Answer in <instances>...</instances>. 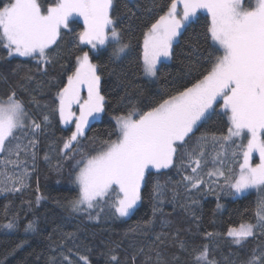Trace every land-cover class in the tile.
Segmentation results:
<instances>
[{"label":"snow or ice","instance_id":"6c2138e0","mask_svg":"<svg viewBox=\"0 0 264 264\" xmlns=\"http://www.w3.org/2000/svg\"><path fill=\"white\" fill-rule=\"evenodd\" d=\"M161 11L162 15L144 25L146 30L142 32V46L135 61L138 70L146 78L159 80L163 60L174 55V42L199 23L197 14L204 11L207 17L200 35L207 47L197 41L195 51L203 54L186 65L188 73L196 75L173 82L170 91L147 105L129 102L125 111L111 117L115 123L107 138H100L87 137L91 123L108 112L101 88V65L93 62V55L109 45H117L110 59L120 60L131 47L119 30L114 0H0V49L8 57L28 58L46 76L47 68L59 57L63 35L70 33L78 41L74 68L70 74L66 73V82L55 93L54 107L42 113V119L38 121L30 115L15 89L0 99V153L4 154L0 192L19 193L29 186L26 181L30 173L21 152L25 157L30 155L35 165L38 144L35 137L49 126L51 115L58 116V122L70 131V135L62 138L63 158L73 159L77 152L81 154L73 165L72 183L78 195L68 206L74 213L99 209L96 217L89 212V219H98L105 208L114 216L129 217L144 198L143 189L148 186L152 170L177 167V161L179 169H190V174L182 177L185 192L195 190L204 195L205 191H215L213 184L234 196L249 189L264 190V0H170ZM80 21L82 27L77 32L73 25ZM13 74H17L15 70ZM22 79L31 81L33 77L26 74ZM32 102L38 103L35 98ZM212 116L225 118L226 133L205 130L197 137L196 132ZM21 137H31L23 147L18 143ZM85 138L94 145L91 152L85 153L80 147ZM97 141L99 146L95 147ZM209 144L212 153L207 151ZM229 151L233 161L242 157L238 173L233 168L225 170ZM254 153H258L259 163H252ZM209 158L214 168L204 171ZM44 159L48 160L47 154ZM9 165L13 170L19 167L20 171H13L10 176ZM177 195L173 193V200ZM165 197L166 188L155 183L149 191L153 217L162 213L160 205ZM42 198L38 195L35 203L39 204ZM192 203L198 201L193 199ZM253 219L255 222L243 220L218 235L230 238L240 248L250 238L264 236V199L257 202ZM2 227L18 228L19 217L14 216ZM24 231L36 232V222L29 221ZM204 235L211 238L214 233ZM160 239L158 235L157 240ZM177 246L188 252L184 241L177 240ZM156 255L157 264H167L160 253ZM189 255L192 264H220L208 244L193 247ZM150 259L146 257V264ZM172 259L178 262L180 257L173 255ZM79 260L89 264L86 255L79 256ZM224 260L225 264H232L228 257ZM110 261L120 264L115 254ZM63 264L73 261L64 255ZM240 264H264V250L259 256L254 250Z\"/></svg>","mask_w":264,"mask_h":264},{"label":"trees","instance_id":"16d2710c","mask_svg":"<svg viewBox=\"0 0 264 264\" xmlns=\"http://www.w3.org/2000/svg\"><path fill=\"white\" fill-rule=\"evenodd\" d=\"M166 3H170V0H114V15L119 20V30L124 40L130 41L131 47L128 54L120 60L110 59L112 49L117 45H109L93 55V62L101 65V88L108 112L91 123L87 137L107 138V132L115 123L111 117L125 111L129 102L147 105L165 91H170L173 82L196 75L195 72L189 74L186 65L196 62L203 54L195 51L197 41L202 47H207L200 35L201 26L207 17L203 12L198 13L199 23L194 24L174 42V55L163 61L159 80L149 81L138 70L135 61L142 46V32L146 30L144 25L162 15L161 8ZM73 27L77 32L80 31L82 21ZM77 44L78 41H74L70 33L63 35L58 49L59 57L47 68L46 76L37 71L34 61L22 57H8L7 52L0 49V99L15 89L30 115L38 121L42 119V113L49 112L54 107L55 93L58 86L66 82V73L70 74L74 68L75 55L78 54ZM84 50L88 49L85 47ZM14 70L17 73L15 75ZM26 74L33 79L23 80ZM21 84L23 87L19 86ZM33 98L38 103H33ZM50 121L49 126L35 137L38 141L35 165L30 155L25 157L21 152V157L26 159L24 166L30 173V178L26 181L29 186L19 193L0 192V264H52L53 260L55 264H63L64 255L69 256L73 264H83L79 260L81 255L88 257L89 264H115L110 261L113 254L118 257L120 264H132L133 257L135 264H146V257L149 256L151 259L147 260V264H157V253H160L167 264H192L189 253L193 247L199 248L204 244L213 249V255L220 264H225L224 257H228L232 264H240L254 250L257 256L264 250V236L259 234L256 238H250L243 248L232 244L230 238L218 235L225 233L230 226H238L243 220L252 219L255 222L253 218L256 204L264 199L261 195L264 194L263 190L234 196L225 194L220 187L213 184L215 191H205L204 195L195 190L185 192L182 177L190 174V169H179V161L177 167L162 172L152 170L153 175L148 186L143 189L144 198L129 217L114 216L107 208L100 213L98 219H89V212L96 217L99 209L72 212L68 202L78 195V189L72 183L73 165L80 159L81 154L77 152L73 159L63 158L60 153L62 138L70 135V131L67 126L58 122V116L51 115ZM205 130L217 134L221 131L226 133L225 118L212 116L207 123L201 125L196 136H200ZM30 138L21 137L18 143L23 147ZM98 146L97 141L95 147ZM80 147L87 153L92 151L94 145L85 138L81 140ZM207 151L212 153L211 144L207 145ZM45 154L48 160L44 159ZM3 158L4 154L0 153V171H4ZM210 160L209 158L208 163ZM235 163L236 160L233 161L229 151L225 157V170L233 168L237 173ZM58 168L60 171H57ZM13 171L18 173L20 168L13 170L9 165L10 176ZM2 179L4 177H0ZM157 182L166 188V197L165 202L160 205L162 213L157 212L153 217L149 191ZM222 182L223 180L220 181L221 184ZM174 192L178 193L175 200ZM38 195L43 198L36 204ZM193 199L198 203L193 204ZM217 204L221 207L217 208ZM14 216L19 217V227L12 230L3 228L2 225ZM149 220L152 223L145 224ZM29 221L36 222V232L25 233L24 227ZM163 222H167V226H163ZM207 232L214 233L213 237H206L204 233ZM68 233L73 235L68 236ZM158 235L160 240H157ZM177 240L185 242L188 246L187 253L179 249ZM141 248L143 253L139 251ZM173 255L179 256L180 260L174 262Z\"/></svg>","mask_w":264,"mask_h":264},{"label":"rangeland","instance_id":"374dc122","mask_svg":"<svg viewBox=\"0 0 264 264\" xmlns=\"http://www.w3.org/2000/svg\"><path fill=\"white\" fill-rule=\"evenodd\" d=\"M201 12H203V13H206V12H204V11H201ZM207 14V13H206ZM198 15V14H197ZM166 60H168V59H166ZM166 60H163V61H166ZM147 80H149V81H153V80H151V79H149V78H146ZM63 125V124H62ZM65 126V125H64ZM237 143H239V141H237ZM240 161H242V157H237L236 158V170L238 169V171H239V167H238V165H239V162ZM185 163H187V161H185ZM252 163L253 164H256V163H259V155H258V153H254L253 154V159H252ZM218 166V165H217ZM204 168H206V171H209V170H213V168H214V165L212 164V162H211V160H210V163H207L206 165H204ZM164 170H168V169H163V170H160L159 172H162V171H164ZM154 171H156V170H154ZM184 171V170H183ZM238 171H237V173H238ZM207 178V177H206ZM213 178H215V177H212V178H209L208 177V179H213ZM223 183V182H222ZM75 185V184H74ZM258 189H249V190H247L245 193H249V192H251V191H257ZM260 191V190H259ZM262 192H264V190L262 191ZM244 193V194H245ZM263 197H264V194L262 193L261 194Z\"/></svg>","mask_w":264,"mask_h":264}]
</instances>
